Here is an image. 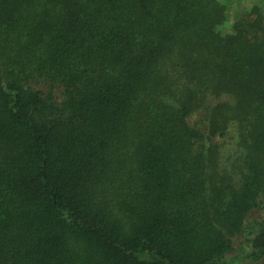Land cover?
Listing matches in <instances>:
<instances>
[{"label": "trees", "instance_id": "obj_1", "mask_svg": "<svg viewBox=\"0 0 264 264\" xmlns=\"http://www.w3.org/2000/svg\"><path fill=\"white\" fill-rule=\"evenodd\" d=\"M230 1L0 0V264H264V0Z\"/></svg>", "mask_w": 264, "mask_h": 264}, {"label": "rangeland", "instance_id": "obj_2", "mask_svg": "<svg viewBox=\"0 0 264 264\" xmlns=\"http://www.w3.org/2000/svg\"><path fill=\"white\" fill-rule=\"evenodd\" d=\"M224 1L225 3L227 2L228 5H229V20H228V24H230L232 22V19L234 18V16L236 15L237 11H238V5L235 4V2H231L230 0H222ZM255 0H244L242 1V4L244 5H248V6H251V4L254 2ZM256 1H260V0H256ZM225 28H228L227 26Z\"/></svg>", "mask_w": 264, "mask_h": 264}]
</instances>
